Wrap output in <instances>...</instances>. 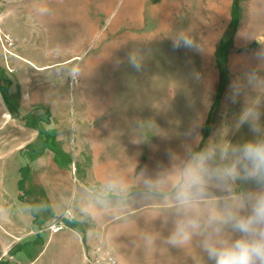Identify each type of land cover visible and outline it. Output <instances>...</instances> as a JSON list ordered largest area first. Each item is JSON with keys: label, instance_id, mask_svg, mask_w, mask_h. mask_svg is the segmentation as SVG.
<instances>
[{"label": "rangeland", "instance_id": "rangeland-1", "mask_svg": "<svg viewBox=\"0 0 264 264\" xmlns=\"http://www.w3.org/2000/svg\"><path fill=\"white\" fill-rule=\"evenodd\" d=\"M262 3L0 0V28L15 41L13 54L0 43V264H85V244L81 252L63 238L43 247L50 234L38 231L44 225L34 210L52 204L47 193L59 176L68 194L81 176L86 186L111 174L134 179L145 165L167 164V149L181 151L182 134L197 119L204 142L219 132L234 143L252 138L247 125L231 127L243 101L226 96L230 82L255 64L258 45L243 35L264 29V15H253ZM189 27L205 52L173 49L167 36ZM132 51L145 57L140 72L127 63ZM61 64L80 66L75 87ZM128 205L150 206L156 216L160 210L138 193ZM10 210L13 218L24 214L28 233L21 222L5 224ZM60 216L66 226L74 221L71 209ZM189 250L203 262L198 249Z\"/></svg>", "mask_w": 264, "mask_h": 264}, {"label": "clouds", "instance_id": "clouds-1", "mask_svg": "<svg viewBox=\"0 0 264 264\" xmlns=\"http://www.w3.org/2000/svg\"><path fill=\"white\" fill-rule=\"evenodd\" d=\"M253 15H264V3ZM243 36L258 45L255 64L230 82L226 99L231 104L243 101L231 127L239 131L247 125L252 138L234 143L219 132L204 142L202 120L197 119L182 134V150H166L167 164L157 162L151 170L145 165L134 179L111 174L87 185L72 218L78 212L81 222L95 219L111 210L113 202L123 209L138 193L142 200L159 205L157 218L167 229L166 235L143 233L140 239L146 249L153 250L158 243L182 250L195 247L203 264H264V29ZM167 38L174 50H206L190 27L176 29ZM126 59L136 72L143 70L145 57L139 52H129ZM122 62L117 60L115 66ZM60 68L75 87L83 75L80 66ZM194 76L199 78L198 73ZM4 214L0 208V221Z\"/></svg>", "mask_w": 264, "mask_h": 264}, {"label": "crops", "instance_id": "crops-1", "mask_svg": "<svg viewBox=\"0 0 264 264\" xmlns=\"http://www.w3.org/2000/svg\"><path fill=\"white\" fill-rule=\"evenodd\" d=\"M60 178L61 176L57 178V184L51 186L48 193L46 190L47 197L50 201L52 200V204L48 206L47 200L43 206L41 205L39 214L34 210L38 222L44 225L42 230L38 231L43 232V229L51 223L49 221L52 217L60 216L65 208H69V210L78 209L80 203L83 202L86 182L82 179V176L78 177V185L69 194L67 191L64 192L60 186ZM90 181L93 182V179L90 178ZM49 207H51L52 213ZM140 208L135 205H127V208L121 209L118 205L113 204L111 210L102 212L95 219L83 218V222H81L82 218L77 212L74 221L65 228L53 234L47 231L50 235L46 234L47 237L43 240V247L45 244L48 245L49 242L60 241L63 238L62 240L72 242L73 248L81 252L82 244L90 248L93 244L102 242L122 264H199L197 251L190 252L189 249L176 248H168V251H166L164 245L159 243L153 250L146 249L140 239L143 233L159 232L164 234L167 233V229L163 230V228L157 226L160 221L156 216V210L150 209V206ZM10 213V219L6 218L5 224L9 223L13 226V223L18 224L21 222L24 225L23 232L28 233L30 224L26 218H23L24 214L21 218L16 215L13 218L11 210ZM47 223L49 224L47 225ZM4 238V234L0 233V240L3 241ZM46 239L47 241H45ZM36 254L39 255V252ZM200 264H203V262H200Z\"/></svg>", "mask_w": 264, "mask_h": 264}, {"label": "built area", "instance_id": "built-area-1", "mask_svg": "<svg viewBox=\"0 0 264 264\" xmlns=\"http://www.w3.org/2000/svg\"><path fill=\"white\" fill-rule=\"evenodd\" d=\"M0 43L3 50L8 54H13L15 49V41L13 37L5 33L0 28ZM9 71H12L9 68ZM71 219L70 213H68ZM65 216L58 217L53 223H50L47 226V230L53 234L66 227V224L63 222ZM85 264H122L119 259L112 254L109 249L102 242H97L93 244L87 250L85 255Z\"/></svg>", "mask_w": 264, "mask_h": 264}]
</instances>
